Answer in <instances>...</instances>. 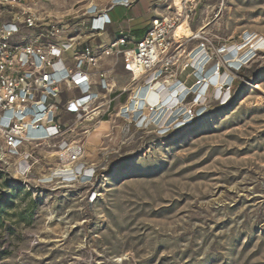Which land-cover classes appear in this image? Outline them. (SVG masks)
<instances>
[{
	"label": "rangeland",
	"instance_id": "obj_1",
	"mask_svg": "<svg viewBox=\"0 0 264 264\" xmlns=\"http://www.w3.org/2000/svg\"><path fill=\"white\" fill-rule=\"evenodd\" d=\"M46 1L60 16L93 0ZM197 1L191 31L204 26L214 45L240 49L222 95L210 90L193 119L165 127L141 112L116 116L140 85L129 86L84 140L95 172L86 182L43 184L42 164L23 183L0 162V264H264V0ZM150 6L115 7L114 30L131 17L138 41Z\"/></svg>",
	"mask_w": 264,
	"mask_h": 264
},
{
	"label": "built area",
	"instance_id": "obj_2",
	"mask_svg": "<svg viewBox=\"0 0 264 264\" xmlns=\"http://www.w3.org/2000/svg\"><path fill=\"white\" fill-rule=\"evenodd\" d=\"M46 2L0 0V162L23 183H28L31 172L42 164L48 167L47 175L39 181L43 184H49V178L68 184L94 177V164L84 155L89 150L84 140L115 100L113 65L118 61L129 77L128 84L119 89L123 92L139 83L174 87L180 94L190 87L181 79L183 74L193 78L191 86H201L210 81L213 72L222 76L226 66L234 69L226 57L228 47L214 45L204 26L191 31L194 34L190 36L176 35L183 23L190 29L197 0H180V10L174 0H152L154 16L146 34L136 42L125 32L111 41L104 37L111 24L108 11L129 7L134 0H113L104 9L90 7L93 0L60 16L44 9ZM208 63L210 71L203 74ZM225 86L222 82L220 89ZM133 93L128 100H133ZM207 99L190 88L181 100L177 98L181 113L170 123L167 119L157 123L168 127L180 119L191 120L195 107ZM116 116L126 119L131 114L120 107ZM49 152L56 154L52 160L57 168L71 164L73 172L66 176L54 172L49 177L53 163Z\"/></svg>",
	"mask_w": 264,
	"mask_h": 264
},
{
	"label": "bare ground",
	"instance_id": "obj_3",
	"mask_svg": "<svg viewBox=\"0 0 264 264\" xmlns=\"http://www.w3.org/2000/svg\"><path fill=\"white\" fill-rule=\"evenodd\" d=\"M112 2L113 0H107L106 5ZM174 4L176 6V9L180 10L181 8L180 0H174ZM106 5L103 6V5L96 3V1H94L92 4H90V7H97L99 9H104ZM192 34L194 33H191V30L188 29L186 27V24L184 23L180 25V27L176 31V35L178 36H181V35L190 36ZM198 34L199 32H197V35ZM237 54H238V46H234V48L230 49V52L226 54V57L229 60H231L230 63L233 64L234 66H237V64L239 63V55L237 56ZM249 55H250L249 53H246L243 56L244 57L243 59L246 60L249 57ZM210 67L211 65L210 63H208L206 67L203 68V74L208 73V71H210L209 70ZM203 74L199 75L200 80L203 79L202 78L204 76ZM212 74L214 75L211 76L210 81H205L204 83H202L201 86H199V84H194L193 86L187 87L186 89H183L180 92V94H178L177 92L178 89H175L174 87L168 89L166 86H163L161 84L154 85L153 87L152 85H150L149 87L140 86L133 90L134 91L133 94H135V97L133 98V100L130 98V100H128L126 104L121 106V110L125 109L126 111H129L131 115L138 114L139 112L138 110H142L144 118L145 117L147 118L149 115H152L153 119L156 122L167 119L166 120L167 123H170L174 119V115H177L178 112L181 113V107L180 105H177L178 103L177 98L181 100L188 89L191 88L193 91H196V92L199 90V95H203L204 97H207V98H208V92L210 90L213 91V96L214 94L222 95V89H220L222 82H229L230 78L227 77V75L217 76L214 72ZM169 84L170 82L168 83V85ZM254 90L261 92V89L258 85H255ZM176 93H177V98L174 99L173 97H174V94ZM174 106L176 107L174 108ZM102 123L103 122H101L100 124L99 122L100 126L96 127L90 133L89 139L90 137L94 135V132H96V130L99 129L95 134L101 131ZM72 172H73V165L67 164L63 167H58L56 169L55 174L66 176L68 174H71Z\"/></svg>",
	"mask_w": 264,
	"mask_h": 264
},
{
	"label": "crops",
	"instance_id": "obj_4",
	"mask_svg": "<svg viewBox=\"0 0 264 264\" xmlns=\"http://www.w3.org/2000/svg\"><path fill=\"white\" fill-rule=\"evenodd\" d=\"M139 0H134V2L129 6V7H122V6H116V7H122V8H126V9H130V8H133L136 4H137V2H138ZM150 2H151V4H152V0H150ZM115 8V7H114ZM114 8H112L111 10H113ZM150 8H151V6L150 7H148L147 8V13H152L151 12V10H150ZM111 10H109L108 11V13H107V15H108V17L110 18V20H111V24L110 25H108L107 26V31H106V33H105V40H108V41H111V40H113V39H116L118 36H119V33L120 32H125V33H127L130 37H131V39L134 41V39H133V36H131L129 33V30H128V23H130V22H133V18H128L127 19V26L125 27V26H121L120 28H118V29H116V30H114V28H113V21H112V19H111V17H110V15H109V12L111 11ZM153 14V13H152ZM154 16V15H153ZM153 18V17H152ZM151 18V19H152ZM150 22H151V20H150ZM149 26H150V24H149ZM149 26H148V28H149ZM148 28L143 32V36L146 34V32H147V30H148ZM142 36V37H143ZM141 37V38H142ZM140 38V39H141ZM139 39V40H140ZM136 42V41H135ZM113 78L115 79V81H116V83L118 84V83H123V86H122V88L124 87V86H126L127 84H128V82H129V77H128V75H126L124 72H123V70H122V66H121V63L118 61L115 65H113ZM122 88H120V89H122ZM127 95H128V93L127 92H123L122 90H120V91H116V93L113 95L114 96V99H115V103H118V105H120L122 102H124L125 100H126V97H127ZM65 118H69V116L68 115H65L64 116Z\"/></svg>",
	"mask_w": 264,
	"mask_h": 264
}]
</instances>
